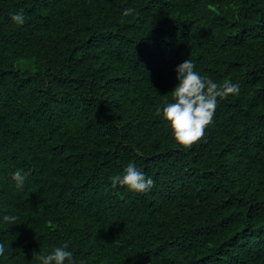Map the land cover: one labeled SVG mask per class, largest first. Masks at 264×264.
<instances>
[{
	"label": "trees",
	"instance_id": "trees-1",
	"mask_svg": "<svg viewBox=\"0 0 264 264\" xmlns=\"http://www.w3.org/2000/svg\"><path fill=\"white\" fill-rule=\"evenodd\" d=\"M187 59L240 91L185 148L163 107ZM129 163L149 191L112 186ZM0 243V264L65 243L74 264H264V0H0Z\"/></svg>",
	"mask_w": 264,
	"mask_h": 264
},
{
	"label": "clouds",
	"instance_id": "clouds-1",
	"mask_svg": "<svg viewBox=\"0 0 264 264\" xmlns=\"http://www.w3.org/2000/svg\"><path fill=\"white\" fill-rule=\"evenodd\" d=\"M135 10L126 8L123 16L132 15ZM11 20L17 25L25 23L23 11L11 16ZM177 80L175 88L171 92L173 102L163 107V119L172 131V138L179 146L188 148L205 136V129L213 124L214 114L217 108V99H226L229 95H238V84L226 81L217 84L210 78L201 76L195 71V64L187 59L175 69ZM157 109V114H160ZM27 173L18 169L12 173V180L18 189H23ZM127 186L129 190L143 193L149 191L154 185L151 178L138 170L133 163H129L122 176L113 178L112 186ZM18 217L5 215L4 222L15 224ZM68 244L54 248L50 254L37 255L40 264H74L73 254L68 251ZM5 252V245L0 243V256Z\"/></svg>",
	"mask_w": 264,
	"mask_h": 264
}]
</instances>
